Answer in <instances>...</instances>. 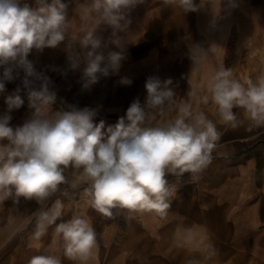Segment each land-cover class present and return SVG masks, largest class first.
Here are the masks:
<instances>
[{
    "label": "clouds",
    "instance_id": "1",
    "mask_svg": "<svg viewBox=\"0 0 264 264\" xmlns=\"http://www.w3.org/2000/svg\"><path fill=\"white\" fill-rule=\"evenodd\" d=\"M139 2L85 0L75 10L80 22L77 33L62 0H35V7L25 0H0V91L6 81L18 78L22 71V82L29 89V108L34 109L29 119L13 127L11 112L24 101L18 94L5 100L0 140L7 139L9 144L0 145V203L8 199L18 202L19 197L34 199L44 210L37 217L31 238L40 240L52 228L54 239L63 248V258L48 252L31 257L28 264H63L64 258L89 264L98 250L97 232L90 219L74 214L64 220L65 206L59 199L46 206L60 186L69 182V173L76 177L73 187L81 179L88 183L84 190L87 202L105 217L115 218L123 210L165 215L174 192L166 176L198 173L211 162L221 133L204 113L194 114L190 104L179 105L174 119L147 126L156 114L163 115L176 103L171 79L148 77L144 103L134 99L125 116L106 131L103 121L93 123L95 109L50 111L56 94L49 90V78L34 68L29 54L34 49L42 52L56 48L68 35V48L78 42L82 50L69 56L70 68L84 65L81 78L83 87L89 88L101 77L117 72L125 58L122 51L105 54L101 50L98 27H111L116 37L127 12ZM163 2L183 12L197 10L195 0ZM111 43L121 47L119 38ZM194 48L190 52L193 63L204 64L207 51ZM119 83L130 86L132 81L122 77ZM207 88L224 124L233 129L242 126L245 120L233 110L243 108L250 128L264 126V74L242 83L229 68L221 67L209 76Z\"/></svg>",
    "mask_w": 264,
    "mask_h": 264
},
{
    "label": "crops",
    "instance_id": "2",
    "mask_svg": "<svg viewBox=\"0 0 264 264\" xmlns=\"http://www.w3.org/2000/svg\"><path fill=\"white\" fill-rule=\"evenodd\" d=\"M25 2L35 7V0ZM84 2L62 0L77 33L80 22L75 10ZM159 2L141 0L133 6L116 37L111 27L100 25L97 35L102 39L101 50L105 53L114 48L125 54L128 45L140 43L147 35L144 31H152L145 26L158 19ZM114 38L120 39L121 47L111 43ZM69 41L66 35L58 47L42 52L34 49L28 56L34 68L49 78V90L56 94L51 113L90 108V87L84 88L81 78L84 65L72 70L69 62L70 55L82 50L78 42L69 49ZM23 77L21 71L0 91V114L6 111L8 96L18 94L24 101L11 112L13 127L22 125L34 111L29 108V89ZM68 87L75 88L69 92ZM35 88H39V82ZM147 126L155 124L149 121ZM216 126L221 133L222 122L217 120ZM252 135L220 137L211 162L202 171L167 175L174 192L165 215L123 210L115 218L105 217L88 204L84 191L88 183L81 179L73 187L76 177L71 173L69 182L60 186L46 206L51 207L59 199L65 206L64 220L74 214L90 219L99 247L89 264H264V139ZM8 144L7 139L0 140V145ZM43 210L34 199L24 197L18 202L8 199L0 203V264H28L31 257L48 252L63 258V248L54 239L52 228L40 240L31 238ZM63 264L77 262L64 258Z\"/></svg>",
    "mask_w": 264,
    "mask_h": 264
},
{
    "label": "rangeland",
    "instance_id": "3",
    "mask_svg": "<svg viewBox=\"0 0 264 264\" xmlns=\"http://www.w3.org/2000/svg\"><path fill=\"white\" fill-rule=\"evenodd\" d=\"M195 3L196 11L183 12L180 7L160 0L158 19L145 26L152 31L145 30L147 35L132 47L128 42L119 70L90 86V109L97 111L94 124L103 121L106 131L118 122L119 116L126 114L134 99L139 98L143 104L148 77L171 79L176 101L163 115L156 114L150 120L152 123L174 119L178 106L187 103L194 114L202 112L216 124L217 120L222 121L207 88L209 76L221 67L229 68L242 83L248 79L255 81L264 74V0H195ZM194 47L207 51L204 64L193 63L190 52L195 51ZM122 77L129 78L131 85H121ZM74 88L68 87L69 92ZM233 111L245 123L233 129L222 122V138L253 133L255 139H264V126L250 128L244 109Z\"/></svg>",
    "mask_w": 264,
    "mask_h": 264
},
{
    "label": "bare ground",
    "instance_id": "4",
    "mask_svg": "<svg viewBox=\"0 0 264 264\" xmlns=\"http://www.w3.org/2000/svg\"><path fill=\"white\" fill-rule=\"evenodd\" d=\"M248 43H249V41H248ZM256 53V52H255Z\"/></svg>",
    "mask_w": 264,
    "mask_h": 264
}]
</instances>
